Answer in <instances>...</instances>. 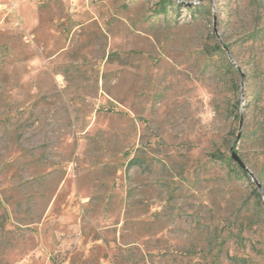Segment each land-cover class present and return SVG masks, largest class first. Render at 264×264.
Listing matches in <instances>:
<instances>
[{
    "label": "rangeland",
    "instance_id": "rangeland-1",
    "mask_svg": "<svg viewBox=\"0 0 264 264\" xmlns=\"http://www.w3.org/2000/svg\"><path fill=\"white\" fill-rule=\"evenodd\" d=\"M172 1L0 0V264H264V0Z\"/></svg>",
    "mask_w": 264,
    "mask_h": 264
},
{
    "label": "trees",
    "instance_id": "trees-1",
    "mask_svg": "<svg viewBox=\"0 0 264 264\" xmlns=\"http://www.w3.org/2000/svg\"><path fill=\"white\" fill-rule=\"evenodd\" d=\"M161 2H162V8H163V10H165V12H166L167 7H169V6H174L175 9H180L181 8L180 5H176L172 0H161ZM197 9H199V8H197ZM191 12L194 13V11H191ZM213 49L216 50V51H222V48L219 47V46L215 47ZM230 67H232V69L234 70V66L233 65H230ZM214 156H215L216 159L220 160L225 165H234L233 170L235 171V173L241 174L242 176H246L248 178V176H249L248 175L249 174L248 171L246 169L242 168L239 164L235 165L234 164V159L232 157L231 158H227L224 155H214ZM256 194H257V198H258V200L260 202V205L262 207H264V204H263V201H262V195L260 193H258V192ZM237 262H239L240 264H247V262L244 261V260H239Z\"/></svg>",
    "mask_w": 264,
    "mask_h": 264
},
{
    "label": "water",
    "instance_id": "water-1",
    "mask_svg": "<svg viewBox=\"0 0 264 264\" xmlns=\"http://www.w3.org/2000/svg\"><path fill=\"white\" fill-rule=\"evenodd\" d=\"M202 1V0H200ZM232 158L234 159L235 162H237L242 168H245L244 163L241 161V159L239 158V156L236 153H233Z\"/></svg>",
    "mask_w": 264,
    "mask_h": 264
}]
</instances>
